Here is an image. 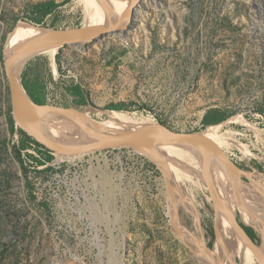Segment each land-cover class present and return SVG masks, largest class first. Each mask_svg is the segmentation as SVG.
Listing matches in <instances>:
<instances>
[{
	"label": "rangeland",
	"instance_id": "374dc122",
	"mask_svg": "<svg viewBox=\"0 0 264 264\" xmlns=\"http://www.w3.org/2000/svg\"><path fill=\"white\" fill-rule=\"evenodd\" d=\"M40 1L0 0V264H221L210 253L225 256L221 225L233 263L261 264L246 245L237 248L235 238L243 240L216 211L202 160L186 149V163L171 158L163 167L170 178L138 147L107 146L69 160L29 142L19 160L14 146L23 128L13 117L3 49L17 22L34 24L28 6ZM55 1L38 26L84 25L77 0ZM38 53L20 59L27 60L17 76H37L47 103L87 110L96 120L114 110L108 105L124 103L118 111L134 119L184 132L204 129L203 116L217 109L231 115L223 121L243 116L264 137V0H138L107 37ZM75 84L85 104L69 93ZM229 131L258 151L251 131L226 123L221 132ZM227 154L245 172L264 173V161L242 160L236 148ZM233 206L253 228L240 218L243 207Z\"/></svg>",
	"mask_w": 264,
	"mask_h": 264
},
{
	"label": "bare ground",
	"instance_id": "6f19581e",
	"mask_svg": "<svg viewBox=\"0 0 264 264\" xmlns=\"http://www.w3.org/2000/svg\"><path fill=\"white\" fill-rule=\"evenodd\" d=\"M77 1L83 7L84 25H111L112 23H116L119 17L126 12L128 7L133 2V0ZM108 6L110 9H108ZM124 8H126L125 11L123 10ZM108 13H112L111 21L109 24H103L107 20V17H109ZM49 30V28H43L38 25L27 23L24 21L17 22L14 29H12L11 32H9V34L7 35L5 48L3 49L5 57L9 56L11 53L19 49L24 42L34 37H37ZM33 55L34 54L26 55L28 56L27 59H29ZM26 56L19 58L12 67V71L17 78L18 70L23 67L22 65L27 60L26 59L25 62H23L22 64V61H20V59ZM80 112L84 113L88 118H91L87 110H83ZM104 113L107 115L106 119H94V122L96 125H100L101 127H104L107 130L111 131H132L133 129L138 127L158 124L149 122L145 119H134L118 110L105 111ZM226 123L241 125L246 130L251 131L252 135L255 138V143L253 146L258 151L255 153L254 151H252L249 144L245 143L244 145L243 142L234 138L233 132H221L222 127ZM36 125L42 136L54 143L62 145H74L77 143H84L90 141L87 137L82 135L77 124L74 121L57 113H42L37 115ZM89 125L90 127H94V124L91 122H89ZM199 132L211 141H213L225 154L229 153L231 149L236 148L240 152L239 158L242 160L247 161L249 158L255 157L259 161H264V137L262 136L260 130L250 121L246 120L243 116L232 117L218 124L216 123L206 125V127ZM149 148H152L151 150H155L158 156L154 154ZM141 149L145 151V154L148 157L158 161L160 167L164 171L167 178H170V176L165 169H168L167 162L170 161L171 158L176 160L177 163L179 161L183 162L184 164V162L186 163L188 158H190L191 156V154L186 151L188 150L193 153V155H197L198 158L201 159V153L198 149L191 145L174 141L155 143L151 146L142 147ZM83 153H69L70 156L66 158L70 160L75 155L80 158ZM61 155H63V153L58 152V158L59 156L61 157ZM219 162L224 164V161L218 155H216L215 153L212 154V156L210 157L209 164V176L214 191L222 200V202L226 205V207H228L233 213L235 211L233 205L243 207V211L241 213L239 211L240 218L249 221L250 224L253 226L254 230H256L258 235L261 236L264 240V173H259L258 171L245 172L244 175L252 183L255 184L251 185L240 180L237 176L229 172ZM163 167H165V169ZM211 179L213 180V182ZM171 210L169 211V214L171 215V218L173 220L174 217H172L173 214H171ZM216 211L220 212L223 221L230 222L222 210L216 208ZM222 237L223 230L221 225L219 227V238L222 241L225 256H222L220 253L214 251L213 249L210 251L211 255L215 258H221V264H237L233 263L230 260V258H232L233 256L231 255L230 251L223 242ZM235 240L238 244L237 248L240 251H244L245 245L250 249V247L245 243L243 239L242 240L245 244L243 243V241L240 240L239 237H236ZM198 248H200V245H198ZM262 250L264 251V246ZM250 251L252 250L250 249ZM201 252H205L204 249H201ZM252 253L255 255L253 251ZM260 256L258 257L257 255H255L258 261L261 264H264V257L261 254Z\"/></svg>",
	"mask_w": 264,
	"mask_h": 264
},
{
	"label": "water",
	"instance_id": "95a60500",
	"mask_svg": "<svg viewBox=\"0 0 264 264\" xmlns=\"http://www.w3.org/2000/svg\"><path fill=\"white\" fill-rule=\"evenodd\" d=\"M137 2L138 0H133L132 4L128 7L126 12L119 17L116 23L111 25H81L73 28L50 29L24 42L19 49L5 57L3 65L8 81L13 117L19 122L23 130L37 142L52 151L66 154L83 153L107 146L142 148L165 141L190 144L196 147L201 153L202 175L214 207L225 213L236 233L242 237L255 255L259 257L260 250L256 240L249 236L241 225L242 222L237 219L235 213L226 207L212 187L209 176L210 157L215 153L224 161L231 171L240 174L244 178H246L244 175L245 170L241 169L233 162L213 141L199 131H174L166 129L159 123L151 126L138 127L132 131L107 130L100 125H96L94 119L88 118L76 108L54 105L47 102H34L25 91L21 83V76L17 78L12 71L14 63L19 58L30 54L36 55V53L47 47L56 46L59 48L63 45H74L88 39H103L107 37L114 33L126 20V17ZM42 113H57L71 119L77 124L82 135L87 137L90 141L74 145H62L46 139L42 136L36 125V117ZM89 122L93 123L94 127H90Z\"/></svg>",
	"mask_w": 264,
	"mask_h": 264
},
{
	"label": "trees",
	"instance_id": "16d2710c",
	"mask_svg": "<svg viewBox=\"0 0 264 264\" xmlns=\"http://www.w3.org/2000/svg\"><path fill=\"white\" fill-rule=\"evenodd\" d=\"M59 5L55 0H44L40 2L33 3L28 6V11L30 12V18L29 20L37 25L42 24V19L45 17L47 14L51 13L54 8H56ZM21 83L27 92V94L30 96V98L36 102V103H44L45 99L43 98V93H42V84L40 83L39 78L36 76L33 79H28L26 78L25 71H22L21 74ZM69 93L74 97V101L79 104H85L87 102V97L85 95V92L83 91L82 87L80 84H75L71 87L67 88ZM124 103H119V104H111L108 105V109H114V110H120L125 108ZM264 114V111H261ZM230 114L220 116L219 110L217 109H210L208 110L205 115L203 116L202 123L203 125H210V124H216L220 123L223 120L227 119L230 117ZM10 124L12 125L13 129V124L14 120L13 118H10ZM20 143L18 146H14V150L16 152V155L18 156L19 160L21 159V153L20 149H26L29 146V142H33L36 146L43 147L45 148L48 152L51 150L47 149L44 145L40 144L36 140H34L30 135H28L25 131L20 129ZM31 158L34 160H37L33 155H29ZM52 158V155L49 153L46 156V160H50ZM22 162V161H21ZM24 170H26L23 165H21ZM243 228L246 230V232L249 234L250 237H252L254 240L256 239V234L255 231L253 230L252 227L244 225L241 223Z\"/></svg>",
	"mask_w": 264,
	"mask_h": 264
},
{
	"label": "crops",
	"instance_id": "0c3cea01",
	"mask_svg": "<svg viewBox=\"0 0 264 264\" xmlns=\"http://www.w3.org/2000/svg\"><path fill=\"white\" fill-rule=\"evenodd\" d=\"M53 66V65H52Z\"/></svg>",
	"mask_w": 264,
	"mask_h": 264
}]
</instances>
